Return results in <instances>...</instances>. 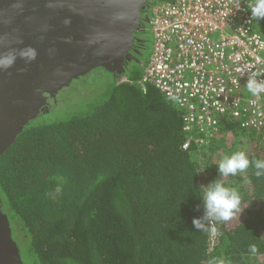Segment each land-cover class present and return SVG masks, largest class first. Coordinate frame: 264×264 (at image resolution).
Returning a JSON list of instances; mask_svg holds the SVG:
<instances>
[{"label": "trees", "instance_id": "1", "mask_svg": "<svg viewBox=\"0 0 264 264\" xmlns=\"http://www.w3.org/2000/svg\"><path fill=\"white\" fill-rule=\"evenodd\" d=\"M254 26L264 36V19ZM141 66L121 76L132 83L105 69L73 80L81 96L104 84L65 118L55 111L71 101L57 95L1 156L0 208L23 264H264V176L253 168L235 187L239 215L215 232L192 223L204 217L203 187L228 185L216 166L226 135L250 141V160L264 159V141L221 119L212 143L183 149L181 111L153 86L141 90Z\"/></svg>", "mask_w": 264, "mask_h": 264}, {"label": "built area", "instance_id": "2", "mask_svg": "<svg viewBox=\"0 0 264 264\" xmlns=\"http://www.w3.org/2000/svg\"><path fill=\"white\" fill-rule=\"evenodd\" d=\"M252 2L240 0L239 9L237 0H167L151 7L152 51L137 85L153 86L181 111L183 149L212 143L221 119L240 121L264 141V94L252 96L245 87L253 71H264V36L246 8ZM119 82L132 83L125 76Z\"/></svg>", "mask_w": 264, "mask_h": 264}, {"label": "water", "instance_id": "3", "mask_svg": "<svg viewBox=\"0 0 264 264\" xmlns=\"http://www.w3.org/2000/svg\"><path fill=\"white\" fill-rule=\"evenodd\" d=\"M147 1L25 2L28 13H32L28 23L30 35L26 43L14 46H22L25 51L34 48L37 56L26 62L19 58L21 48L14 50L16 63L0 71V158L16 139L21 126L39 112L46 98H55L73 80L94 68L114 70ZM0 264H23L1 208Z\"/></svg>", "mask_w": 264, "mask_h": 264}, {"label": "clouds", "instance_id": "4", "mask_svg": "<svg viewBox=\"0 0 264 264\" xmlns=\"http://www.w3.org/2000/svg\"><path fill=\"white\" fill-rule=\"evenodd\" d=\"M241 7L240 0H237L235 8ZM246 8L250 12V22L252 20L259 21L264 19V0H253L251 4L246 3ZM37 52L34 48L27 51H21L19 58L26 62H31L36 59ZM17 56L14 53H9L6 56H0V71L11 68L16 63ZM246 69H238L243 72ZM264 71H253L252 75L248 78L246 83V90L252 96H260L264 94V79L258 80ZM207 165L199 166L198 170H203ZM217 166L219 177H236L238 174L245 172L249 168L255 170L256 177L264 176V159L250 160L245 152L235 151L231 154H226L220 160ZM205 190L201 197H198L204 208L203 218H194L192 220L195 228L202 232H208L211 228L213 232L215 228L211 226L217 222H228L233 217L239 215L244 208L241 207V197L238 191L230 185H225L220 182V179L210 182L207 186L203 187ZM208 220L209 224L206 225L203 221ZM251 253L255 254L258 249L255 244L249 246Z\"/></svg>", "mask_w": 264, "mask_h": 264}, {"label": "flooded vegetation", "instance_id": "5", "mask_svg": "<svg viewBox=\"0 0 264 264\" xmlns=\"http://www.w3.org/2000/svg\"><path fill=\"white\" fill-rule=\"evenodd\" d=\"M25 2L33 4L35 0H0V56H6L20 48L25 51L22 46H14L26 43L30 35L28 33V23L30 18H32V13H28ZM155 2L156 0H148L143 11L139 13L138 21L130 32L131 41L124 48L122 56L114 70L111 71L114 76L121 77L125 71L134 65L143 64L145 55L149 50V38L147 36L149 23H147L146 19L149 22L151 21L150 10ZM97 69L101 70L104 68L98 67L91 71H97ZM52 99L54 98H46L43 105L39 108V115L48 112Z\"/></svg>", "mask_w": 264, "mask_h": 264}, {"label": "rangeland", "instance_id": "6", "mask_svg": "<svg viewBox=\"0 0 264 264\" xmlns=\"http://www.w3.org/2000/svg\"><path fill=\"white\" fill-rule=\"evenodd\" d=\"M158 1H167V0H158ZM148 27L149 25L147 26V28ZM147 36L149 38V50L145 55L143 64L147 62L151 54V51H152V36L150 35L149 32L147 33ZM103 84L104 82L102 81V83L98 84V87H93L91 89L87 88L86 90H84V93H85V95L83 94L84 96L79 95L78 89L80 88V86L72 87V84H71L68 88H65L58 94V96L62 94H66V100L71 101L70 105L66 107L64 110H61L60 108L57 109L55 111V116L59 118H65L79 111L81 108H83V104L87 103L94 96V92L96 90L103 88ZM226 136L227 137L223 139V142L226 143V145L228 146L225 151L226 153L231 154L235 151H243L246 154V152H248V145L250 141L246 139V137L238 138V137H234L233 135H226ZM239 181H240V174H238L236 177H226L225 178V182L228 185L233 186L234 188L236 187V185H238Z\"/></svg>", "mask_w": 264, "mask_h": 264}]
</instances>
